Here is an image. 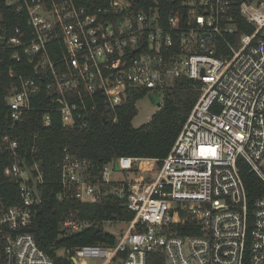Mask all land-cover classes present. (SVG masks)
<instances>
[{"label": "built area", "instance_id": "obj_1", "mask_svg": "<svg viewBox=\"0 0 264 264\" xmlns=\"http://www.w3.org/2000/svg\"><path fill=\"white\" fill-rule=\"evenodd\" d=\"M4 73L13 79L12 119L47 93L45 125L57 112L70 128L87 127L100 112L117 122L134 88L163 95L189 78L201 92L160 163L123 156L94 181L89 161L65 154L59 200L92 204L111 193L134 215L121 221L128 227L115 246L76 248L77 264H111L122 253L123 264H151L153 254L165 264H264V196L250 230L238 167L245 159L264 183V0H0V82ZM143 161L151 175L140 170ZM134 166L132 182L110 179L111 169ZM1 169L21 202L9 205L0 193V264H56L30 230L42 203L41 163L28 162L6 135ZM90 226L72 217L62 223L72 233Z\"/></svg>", "mask_w": 264, "mask_h": 264}, {"label": "trees", "instance_id": "obj_2", "mask_svg": "<svg viewBox=\"0 0 264 264\" xmlns=\"http://www.w3.org/2000/svg\"><path fill=\"white\" fill-rule=\"evenodd\" d=\"M238 19L241 23L245 22L240 14ZM252 30V27H241L240 33ZM2 68L7 72L6 64ZM3 76L0 82V139L6 135L16 138L28 162H40L44 172V182L39 184L42 203L30 227L39 247L48 252L56 264H74L72 257L78 247L115 246L119 236L106 231L104 223L133 219V213L126 206L127 199L110 193L104 194L99 202L92 204L77 199L59 200L63 191L60 163L66 153L89 161L94 181L101 179L106 164L123 156L157 159L160 163L171 151L200 97L201 92L193 87L194 81L180 78L174 87L165 90L161 107L149 122L140 127H135L133 120L138 114V101L149 94L146 88H134L128 92L127 101L117 109V122L108 120L100 112L92 117L87 127L70 128L63 125L57 112H53L51 124L45 125V109L50 102L47 93L33 97V109L24 112L19 120L12 119L6 97L13 79L7 73ZM238 167L247 191L251 230L256 202L264 196V183L245 159L239 158ZM126 173L132 175V178H128L132 182L139 176L140 170L134 166L126 170ZM0 193L9 205L21 202L19 187L6 181L2 169ZM71 217L86 220L91 226L74 233L63 230L62 223ZM189 232L185 230L182 233ZM153 256L158 257L151 264H165L163 255ZM125 257L122 253L116 259L123 261Z\"/></svg>", "mask_w": 264, "mask_h": 264}, {"label": "rangeland", "instance_id": "obj_3", "mask_svg": "<svg viewBox=\"0 0 264 264\" xmlns=\"http://www.w3.org/2000/svg\"><path fill=\"white\" fill-rule=\"evenodd\" d=\"M163 95L158 93L157 95L148 94L143 99L139 100L137 103L138 114L133 120V125L135 127H140L143 124L149 122L152 116L158 111L159 103H162ZM145 164L141 163V167ZM128 177H127V176ZM132 177L131 174H127L126 170L115 171L114 169L110 170V179L112 180H122L124 178ZM128 224L121 221H107L104 223V228L106 231H109L116 236L124 233L127 229ZM62 253V251H60ZM84 264H102L101 258H87L84 261ZM111 264H123L121 259H115Z\"/></svg>", "mask_w": 264, "mask_h": 264}, {"label": "crops", "instance_id": "obj_4", "mask_svg": "<svg viewBox=\"0 0 264 264\" xmlns=\"http://www.w3.org/2000/svg\"><path fill=\"white\" fill-rule=\"evenodd\" d=\"M145 162H146V161H145ZM145 162H144V161L142 162V163L145 164V165H144L143 167L140 166V170H141L142 172H144V173L148 176V175H151V174H150V173H146L145 170H148L149 168H151V165H152V164H146ZM145 168H147V169H145ZM124 179H125V178H124Z\"/></svg>", "mask_w": 264, "mask_h": 264}, {"label": "water", "instance_id": "obj_5", "mask_svg": "<svg viewBox=\"0 0 264 264\" xmlns=\"http://www.w3.org/2000/svg\"><path fill=\"white\" fill-rule=\"evenodd\" d=\"M158 106L161 107V103H159ZM115 169L116 170H119L120 169L118 163H115ZM72 260H73L74 264H77L78 261H77V258L75 256L72 257Z\"/></svg>", "mask_w": 264, "mask_h": 264}]
</instances>
